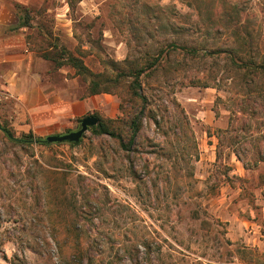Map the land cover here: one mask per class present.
Listing matches in <instances>:
<instances>
[{"label": "rangeland", "instance_id": "374dc122", "mask_svg": "<svg viewBox=\"0 0 264 264\" xmlns=\"http://www.w3.org/2000/svg\"><path fill=\"white\" fill-rule=\"evenodd\" d=\"M2 14V37L24 40L0 52L16 136L96 115L128 142L141 125L129 154L91 129L76 146L0 129V264H264V0H0ZM138 68L146 105L125 76ZM98 78L113 91L92 93ZM58 95L89 106H43Z\"/></svg>", "mask_w": 264, "mask_h": 264}, {"label": "trees", "instance_id": "16d2710c", "mask_svg": "<svg viewBox=\"0 0 264 264\" xmlns=\"http://www.w3.org/2000/svg\"><path fill=\"white\" fill-rule=\"evenodd\" d=\"M29 16H23V22L20 23L21 26H26L28 25L29 21H28ZM172 49H177L179 48V46L177 44H173L171 45ZM164 50H161V52L159 53V56H157V58L154 60L153 64L151 65L152 67L155 66L156 63H158L160 56H163L164 54ZM190 53H193V55H195L197 53V50L195 48H191L189 49ZM46 57H49L47 55H44ZM67 60L69 61V63L72 64V66L77 69V73L80 75H85L88 73V69L86 67V65L83 63V61L74 56V55H69ZM59 66V65H58ZM256 69H259L260 71L263 70L264 71V64H258L255 65ZM145 68H138L136 69L134 72H132L131 74H126V72H121V74L119 73L118 76H130L132 77V81L130 82L129 85V91L130 94H132V96L134 98H138L142 101V103H144V105H146V103L148 102V99L146 97V95L143 92V84H142V80H141V76L145 73ZM115 78H107L105 80H103L102 78H98L96 80H92L91 81V92L92 93H99V92H111L113 91L112 88L110 87H105V88H101V84L102 82L104 83H108V82H114L117 83V78L114 80ZM141 114L144 113V111H140ZM157 122V121H155ZM140 125H141V119L136 116L131 120L130 123V138L129 141L126 142L121 134V132L116 131L115 129L112 128V126L110 125V122H103L100 121L97 125L90 127L89 129H91L95 134L97 135H101V134H107L109 136H112L114 138H116L119 143L120 146L122 148L123 151H125L126 153H131L134 152V148L137 145L138 142V135H139V131H140ZM0 129L5 133V136L7 137V139L16 145H32L34 143H40V144H46L49 145L50 143L48 141H46V139L40 138V137H36L34 136V134L32 132L24 135V136H16L11 129H9L6 125L1 124L0 123ZM85 135V134H84ZM83 135V136H84ZM82 141L81 140L78 142L80 143ZM72 146H76L78 145V143L75 142H67ZM55 233V232H54ZM54 236H57V234H54ZM56 240V237H55ZM57 241V240H56ZM58 243V241H57ZM4 242L0 241V248H2ZM59 248H61L62 251V245L59 246ZM18 256H15V258H17ZM14 264H17L16 262L12 261ZM84 260H80V264H83ZM69 264H73L69 263ZM79 264V263H76Z\"/></svg>", "mask_w": 264, "mask_h": 264}, {"label": "crops", "instance_id": "0c3cea01", "mask_svg": "<svg viewBox=\"0 0 264 264\" xmlns=\"http://www.w3.org/2000/svg\"><path fill=\"white\" fill-rule=\"evenodd\" d=\"M17 15V14H15ZM5 24H9V22H7V17L0 15V52L3 50V47L6 45V46H12L14 44L16 45H19V44H23L24 40L20 38V36H12L10 40L6 39V38H3L2 37V30H3V26ZM60 71V70H59ZM56 73V72H55ZM35 74H38L39 76H41L42 74L40 72H35ZM29 85V84H28ZM32 85H34V81L32 82ZM10 86L12 87L11 83H10ZM50 86L49 87H45L41 89L42 91V94L45 93V97H52V95L54 96V91H51L50 90ZM34 96V95H33ZM59 98V102L57 103V105L55 104H52L50 102H44L43 106H45L46 108H56L58 107L59 108V114L60 112L62 111V115H67V114H78V113H81L83 108H87L89 105L87 102H82L81 100L79 99H75L73 101H71L70 99L65 101L66 98H61L59 95L57 96ZM48 99V98H47ZM57 108V110H58ZM56 110V111H57ZM58 115V114H56Z\"/></svg>", "mask_w": 264, "mask_h": 264}, {"label": "water", "instance_id": "95a60500", "mask_svg": "<svg viewBox=\"0 0 264 264\" xmlns=\"http://www.w3.org/2000/svg\"><path fill=\"white\" fill-rule=\"evenodd\" d=\"M100 118L96 115H88L82 119L80 128L64 134H53L46 138L49 143L75 142L78 143L90 127L97 125Z\"/></svg>", "mask_w": 264, "mask_h": 264}, {"label": "built area", "instance_id": "2783aa9c", "mask_svg": "<svg viewBox=\"0 0 264 264\" xmlns=\"http://www.w3.org/2000/svg\"><path fill=\"white\" fill-rule=\"evenodd\" d=\"M0 98H1V91H0Z\"/></svg>", "mask_w": 264, "mask_h": 264}]
</instances>
